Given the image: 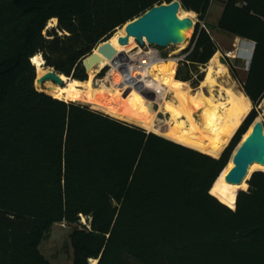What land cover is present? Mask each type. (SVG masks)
<instances>
[{"label": "trees", "instance_id": "16d2710c", "mask_svg": "<svg viewBox=\"0 0 264 264\" xmlns=\"http://www.w3.org/2000/svg\"><path fill=\"white\" fill-rule=\"evenodd\" d=\"M173 1L0 0V264H52L40 246L57 223L76 225L73 264H264V172L247 190L219 182L264 99V0H227L218 22L255 43L243 83L255 107L220 158L35 86V56L88 82L85 58ZM179 1L201 21L212 2ZM217 52L198 22L180 66L197 72Z\"/></svg>", "mask_w": 264, "mask_h": 264}, {"label": "bare ground", "instance_id": "6f19581e", "mask_svg": "<svg viewBox=\"0 0 264 264\" xmlns=\"http://www.w3.org/2000/svg\"><path fill=\"white\" fill-rule=\"evenodd\" d=\"M192 15H194V12L180 13L182 18L191 17ZM190 32L191 30L186 35L187 39L190 36ZM124 35L125 29L122 28L110 39V42L115 46L118 52L112 60L103 56L102 61L89 72L91 77H94L97 68L100 66L103 68L107 66L117 68L119 65L124 63H132L131 61L135 59V57H133L135 54H131L134 48L127 53H125V50L126 47H128L135 40L131 39L128 46H121L118 39ZM94 52L97 53V49L94 50ZM32 62L37 68L38 78L50 71L45 69V61L41 55L35 56L32 59ZM176 64L175 59L164 60L155 53L147 70L144 72L132 70L130 75H126L122 82H115L116 87L114 88H116L115 90L117 93H112L110 94L111 96L105 94L104 103L102 102V105L100 106L103 107L104 112H107L118 119L136 124L156 133H162L160 130L161 127L157 124V118H152V111L147 104L149 99L147 100V98L143 95L144 90L152 89V91L154 90L158 93V99L162 101L164 110H166L167 113H170L172 117L171 121L173 124L170 125V130L162 135L172 141L184 144L209 155H212V152H217V155L215 156H219L221 152L220 147L224 148L228 145L235 131L234 129L226 128V122L233 120L237 125L247 117L250 111L249 98L244 94L235 95L229 91V93L233 96V100L236 102V105L232 108L233 110L229 117L226 116L228 105L214 103V101L210 98H207L205 101L208 108L206 105L203 108H200V103L197 102L195 97H192V94L187 89V83L174 79ZM137 73L144 74V76H138ZM215 73L221 75H224L225 73V68L218 61L217 56L211 60V65L207 71L206 84L210 86L214 85V78L212 77ZM61 78L64 81L63 86H59L49 81L42 88H39V90L50 94L54 98L64 101L82 102L87 104H91V102H93L94 98L92 97L91 92L86 89L89 84L88 82L71 79L65 75H61ZM121 88L129 89L130 94L124 97L125 104L120 103V105H117L116 103L118 102L115 103V99L118 94L122 95L123 92ZM168 90H171L174 94H181L185 90V92H187L186 98L189 97L190 103L200 108L197 111H202L200 121H196L194 119V113L192 112L187 121L190 123V128H187L184 119V107L181 104H175L174 102L172 103L171 101L166 100L165 96ZM205 108L207 109L205 110ZM258 121L262 120L259 119ZM252 130L253 127L245 135V139L251 134ZM255 164L256 163L252 164L250 169H252ZM233 166V159H231L229 170H231ZM248 178L249 173L245 181L238 187H241L248 180Z\"/></svg>", "mask_w": 264, "mask_h": 264}, {"label": "rangeland", "instance_id": "374dc122", "mask_svg": "<svg viewBox=\"0 0 264 264\" xmlns=\"http://www.w3.org/2000/svg\"><path fill=\"white\" fill-rule=\"evenodd\" d=\"M226 1L227 0H212L208 16L206 17L205 20L201 21L196 13H194V15L191 16L195 20L196 24L200 22L201 28L203 27V25L207 27V28L205 27L203 28H205L210 33L211 37L213 38V40L218 46V52L215 54V56H217L218 61L224 66L225 73L224 75H221L218 73L217 74L215 73L213 75L212 78H214L213 79L214 85L210 86L206 84L207 71H208L209 66L211 65V61L206 66L200 67L199 70H197V72L193 71L191 73L188 68L184 66H180V61L178 60L179 58L183 56V55H180V53L190 46L194 32H195V28L191 30L190 36L188 37L187 42L183 45L171 46L168 48H158L156 46H149L148 48H146V50L153 49L157 51L160 55V58L164 60L175 59L177 64H176L174 79H176L180 68H181V75L183 78L191 76V80L189 81H183V80H179V81L187 83V86H186L187 89L192 94V97H195L197 99V102L200 103V106H201L200 108H203L206 105L205 103L206 99L210 98L214 101V103L224 104V105L227 104L228 106L227 105L226 106H227L228 111L226 113V116L229 117L232 113V110H233L232 108H234V106L236 105V102L235 100H233V96L229 93V91L234 93L235 95L244 94L245 96H247L243 90V83L246 81L247 76H248V68L250 65V61L252 58L255 45L251 41L244 40L240 37L233 36L225 31L218 29V22L222 15L224 4ZM181 12H191V11L182 9L180 13ZM57 24H58L57 19L51 20L46 30L47 31L51 30L53 27H56ZM120 29H118L117 32ZM137 47H140V46L136 43V41H133L128 47H126L125 53L129 52L133 48H134L133 52H135L138 50ZM44 67L47 70H54L53 68L46 67V65ZM110 72H111V68L109 66L104 67V68L100 66L99 68H97L94 74V77H91L90 74H88L89 84L86 89H88L91 92V95L94 98V100L93 102H91V104L82 103V102H77V103L90 106L93 110L104 113L103 107L100 106L102 105V102L104 103V99H105L104 96L105 94L110 95L115 92L117 93V91L115 90L116 88H114L116 87L115 82L120 81V78L119 76H117V74L112 75ZM137 75L144 76V74H138V73ZM199 75H203L202 80L199 79ZM121 90L123 92L122 95L118 94L117 98L115 99V103L118 102L116 103L117 105L118 104L120 105V103L125 104L124 97L130 94L129 89L121 88ZM186 93L187 92H185L184 90V92L181 94H174V92H172L171 90H168L165 97L167 101H171L172 103L174 102L175 104H181L184 107V119L186 123L185 125L187 128H190V123L187 122L190 114L193 112L194 119L196 121H200V116H201L202 111L201 110L197 111L200 108L190 103L189 97L186 98V95H187ZM143 95L145 96V98H147V100L149 99L147 101V104L152 111V118H157V124L161 127L160 130L162 131V133H156L144 127H141V128H144L149 132H153L160 136H163L162 134L168 132L170 130V125L173 124L171 121V118H172L171 114L167 113V111L164 110L163 103L160 99H158L159 95L156 91L154 90L152 91V89H147V90H144ZM249 103H250V111H249L250 113L254 109L255 105L250 100H249ZM263 104H264V99L260 103V105L257 107V111L259 114L255 122L258 121L259 119L264 122ZM207 108H205V110ZM105 114L111 117H114L111 114H108L107 112H105ZM244 120L237 125L235 124V121L231 120V121L226 122L225 126L228 129H234L235 130L234 135H235L237 130L243 124ZM122 121H125V120H122ZM130 124H133V123H130ZM253 124L251 125L249 130L253 127ZM133 125L138 126L136 124H133ZM245 135L242 137L241 142L245 139L244 138ZM233 137L231 138L227 146H225L224 148L220 147L221 152L219 156L229 146ZM239 145L237 146V148L239 147ZM237 148L235 149V151L237 150ZM212 153L213 154L211 156L216 157V158L219 157V156H215L217 155V152H212ZM231 159H230V162H231ZM258 171L264 172V166L259 163H256L253 166L251 172L249 173V178L247 180V187L244 189H240V190L248 189L249 187L248 181L251 179L252 175ZM222 181L225 182V179ZM235 186H240V185H235ZM81 224L87 225V220L83 218L81 220ZM75 228H76V225H69L66 223H57L52 226L51 232L48 238L45 239L40 246L41 253L52 264H73L74 255H73V249L71 246L70 236ZM96 262L92 261L91 264H96Z\"/></svg>", "mask_w": 264, "mask_h": 264}, {"label": "water", "instance_id": "95a60500", "mask_svg": "<svg viewBox=\"0 0 264 264\" xmlns=\"http://www.w3.org/2000/svg\"><path fill=\"white\" fill-rule=\"evenodd\" d=\"M182 9L179 0L153 6L123 26L125 35L118 39L119 44L128 46L131 39H134L140 47L148 44L158 48H168L183 44L187 41V33L195 28L196 22L191 17L182 18L180 16ZM97 51L83 61L87 74L102 61L103 56L112 60L118 52L110 40L100 44ZM49 81L59 86L64 85L61 75L55 70H50L40 78L37 77L35 86L39 90ZM232 159L234 166L225 176V182L221 181V177L219 178V182L222 184L241 185L245 181L252 164L259 163L264 166L263 121L255 122L251 134L239 145Z\"/></svg>", "mask_w": 264, "mask_h": 264}, {"label": "built area", "instance_id": "2783aa9c", "mask_svg": "<svg viewBox=\"0 0 264 264\" xmlns=\"http://www.w3.org/2000/svg\"><path fill=\"white\" fill-rule=\"evenodd\" d=\"M247 0H238V5H243L246 4ZM203 27L206 28L205 25H203ZM150 45L146 44L144 47H137V51L133 52L134 50H132L131 54H135L133 55V57H135L134 60H132L131 64L130 63H124L122 65H119L117 68H113L112 66H109L111 68V74L115 75L117 74L120 78V82H122L125 78L126 75H130V73L133 71H142L144 72L145 70L148 69L152 59H153V55L156 53L159 55V53L153 49H148L146 50V48H148ZM160 57V55H159ZM185 57V55H183L181 58H179L178 60H182ZM108 67V66H107Z\"/></svg>", "mask_w": 264, "mask_h": 264}, {"label": "crops", "instance_id": "0c3cea01", "mask_svg": "<svg viewBox=\"0 0 264 264\" xmlns=\"http://www.w3.org/2000/svg\"><path fill=\"white\" fill-rule=\"evenodd\" d=\"M255 45V43H253Z\"/></svg>", "mask_w": 264, "mask_h": 264}]
</instances>
